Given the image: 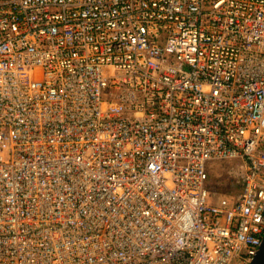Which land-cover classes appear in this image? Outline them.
Segmentation results:
<instances>
[{
	"label": "built area",
	"instance_id": "obj_1",
	"mask_svg": "<svg viewBox=\"0 0 264 264\" xmlns=\"http://www.w3.org/2000/svg\"><path fill=\"white\" fill-rule=\"evenodd\" d=\"M263 237L264 0H0V264H250Z\"/></svg>",
	"mask_w": 264,
	"mask_h": 264
},
{
	"label": "rangeland",
	"instance_id": "obj_2",
	"mask_svg": "<svg viewBox=\"0 0 264 264\" xmlns=\"http://www.w3.org/2000/svg\"><path fill=\"white\" fill-rule=\"evenodd\" d=\"M227 163L228 162L226 160H211L208 162L211 178L209 187L213 194L210 198L211 202H214L220 194H224L225 196L231 198V196L235 195L238 190L241 189L240 185L232 181L224 172V166Z\"/></svg>",
	"mask_w": 264,
	"mask_h": 264
},
{
	"label": "water",
	"instance_id": "obj_3",
	"mask_svg": "<svg viewBox=\"0 0 264 264\" xmlns=\"http://www.w3.org/2000/svg\"><path fill=\"white\" fill-rule=\"evenodd\" d=\"M250 264H264V237L258 248L257 254Z\"/></svg>",
	"mask_w": 264,
	"mask_h": 264
}]
</instances>
